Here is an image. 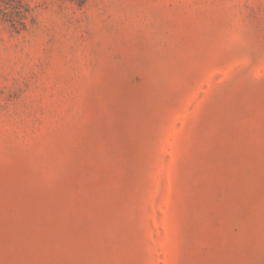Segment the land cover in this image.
<instances>
[{"label":"rangeland","instance_id":"obj_1","mask_svg":"<svg viewBox=\"0 0 264 264\" xmlns=\"http://www.w3.org/2000/svg\"><path fill=\"white\" fill-rule=\"evenodd\" d=\"M0 264H264V0H0Z\"/></svg>","mask_w":264,"mask_h":264}]
</instances>
